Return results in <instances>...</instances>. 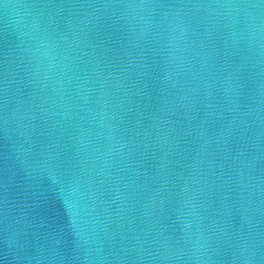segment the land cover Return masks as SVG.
I'll return each mask as SVG.
<instances>
[{
    "label": "water",
    "instance_id": "95a60500",
    "mask_svg": "<svg viewBox=\"0 0 264 264\" xmlns=\"http://www.w3.org/2000/svg\"><path fill=\"white\" fill-rule=\"evenodd\" d=\"M0 264H264V0H0Z\"/></svg>",
    "mask_w": 264,
    "mask_h": 264
}]
</instances>
